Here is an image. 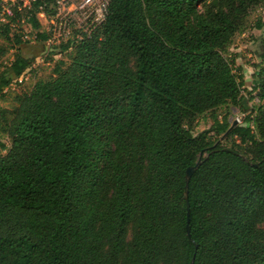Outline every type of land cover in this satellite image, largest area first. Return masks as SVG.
<instances>
[{
    "label": "trees",
    "instance_id": "obj_1",
    "mask_svg": "<svg viewBox=\"0 0 264 264\" xmlns=\"http://www.w3.org/2000/svg\"><path fill=\"white\" fill-rule=\"evenodd\" d=\"M45 2L49 11L53 0L12 10L43 46ZM256 4L111 0L90 37L59 45H74L71 63L37 81L3 128L12 144L0 155V264H264V68L255 116L232 124L215 113L244 101L226 53ZM33 59L16 54L0 96ZM208 111L213 125L195 135ZM210 132L240 143L210 142ZM199 159L188 216L186 171Z\"/></svg>",
    "mask_w": 264,
    "mask_h": 264
},
{
    "label": "rangeland",
    "instance_id": "obj_2",
    "mask_svg": "<svg viewBox=\"0 0 264 264\" xmlns=\"http://www.w3.org/2000/svg\"><path fill=\"white\" fill-rule=\"evenodd\" d=\"M2 0H0L1 2ZM8 7L13 10L12 1L8 2ZM51 6L49 9L51 10ZM13 13V12H12ZM0 9V76L3 71L8 70L11 62L14 60L18 52L25 55L34 56L30 67L19 77L14 78L12 83L4 90L0 96V155H5L9 151L12 139L3 130L5 122L13 115L19 99L33 89L37 81L41 79H49L56 76V67H67L71 63L75 53L74 45L68 49H62L59 45L44 46L36 42L38 29L34 28L29 22L15 18L11 14L9 18L2 16ZM39 15V14H38ZM41 28L46 30L48 27L47 20L39 15ZM9 24V30L5 33L6 24ZM260 25V26H258ZM20 36L29 43L23 44L21 48L15 44V36ZM76 33L73 32L69 39L76 41ZM227 58L234 62V67L238 74H242L245 80L242 86L243 103L234 104L228 102L215 110L219 119H223L224 115H229V121L234 124L241 123L246 113L251 109L257 113L259 106L263 105V100L259 97L258 88L260 78L259 72L264 68V4H256L250 7L245 18L244 28L236 34L229 50L226 53ZM244 104L248 110H244ZM238 118L240 120L238 121ZM214 121L211 111L197 116L192 131L195 135L210 129ZM254 131H257L253 126ZM209 141H220L222 144L232 146L233 143H240L237 136L224 138L218 137L213 132L209 133ZM243 153L246 151L245 146H236ZM264 228V221L259 224ZM132 228L128 231V240L131 239Z\"/></svg>",
    "mask_w": 264,
    "mask_h": 264
},
{
    "label": "built area",
    "instance_id": "obj_3",
    "mask_svg": "<svg viewBox=\"0 0 264 264\" xmlns=\"http://www.w3.org/2000/svg\"><path fill=\"white\" fill-rule=\"evenodd\" d=\"M9 1L21 10L31 9L37 0H2L1 6L11 15ZM110 2L111 0H53L49 11L46 10L48 5L45 2L39 7L37 18L40 19L39 15H42L49 24L44 30L48 35L46 44L53 46L67 42L73 32L76 33V41L84 36L90 37L92 32L106 21L110 12ZM25 19L28 18L23 17L22 21Z\"/></svg>",
    "mask_w": 264,
    "mask_h": 264
},
{
    "label": "water",
    "instance_id": "obj_4",
    "mask_svg": "<svg viewBox=\"0 0 264 264\" xmlns=\"http://www.w3.org/2000/svg\"><path fill=\"white\" fill-rule=\"evenodd\" d=\"M234 124H236V122ZM200 163H201V159H199L195 165L189 166L187 168V171H186L185 198H186V201H187L188 216L190 215V203H189V195H188V193H189V190H188L189 182H190V179H191L192 175L194 174V172L196 171V169L198 168ZM256 164L257 163H255V165ZM189 221H190V219L188 218L187 233H188V236L191 237ZM193 263H194V261H192V264Z\"/></svg>",
    "mask_w": 264,
    "mask_h": 264
}]
</instances>
